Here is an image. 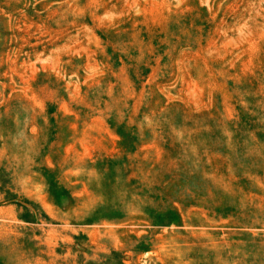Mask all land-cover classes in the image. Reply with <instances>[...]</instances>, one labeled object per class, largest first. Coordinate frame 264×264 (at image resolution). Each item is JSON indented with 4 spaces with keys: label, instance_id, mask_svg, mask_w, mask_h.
<instances>
[{
    "label": "rangeland",
    "instance_id": "rangeland-1",
    "mask_svg": "<svg viewBox=\"0 0 264 264\" xmlns=\"http://www.w3.org/2000/svg\"><path fill=\"white\" fill-rule=\"evenodd\" d=\"M0 264H264V0H0Z\"/></svg>",
    "mask_w": 264,
    "mask_h": 264
}]
</instances>
